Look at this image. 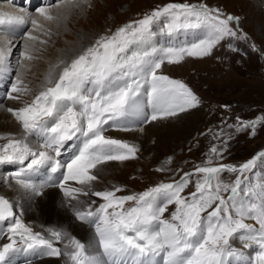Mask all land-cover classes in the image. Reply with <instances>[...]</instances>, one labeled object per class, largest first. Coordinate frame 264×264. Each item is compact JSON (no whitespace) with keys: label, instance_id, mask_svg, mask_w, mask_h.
<instances>
[{"label":"snow or ice","instance_id":"snow-or-ice-1","mask_svg":"<svg viewBox=\"0 0 264 264\" xmlns=\"http://www.w3.org/2000/svg\"><path fill=\"white\" fill-rule=\"evenodd\" d=\"M68 4L81 10L92 6L90 0H58L55 5L39 7L38 18L24 10L0 11V26L30 23L34 30L48 35L50 29L42 21L58 22L62 13L53 14L52 8ZM238 25V17L206 4L169 3L100 37L70 62L60 60L31 102L7 109L23 129L20 138L9 134L7 143L0 145V165L19 166L10 177L16 190L41 197L46 189L58 187L75 219L94 228V240L86 245L68 237L62 250L56 244L68 236L65 231L50 229L49 237L33 232L15 213V204L0 195V222L8 224L9 241L0 246V264H8L16 253L24 254V264H32V258L61 256L70 264H228L233 258L236 264H248L244 252L233 245L236 240L245 249L256 246L254 264H264V186L259 192L245 189L241 178L258 159L264 160V152L238 166H213L210 157L205 166L184 173L178 181L160 183L139 194L118 196L119 187L93 191L98 178L93 170L107 162L135 159L139 151L136 145L106 136L105 126L120 125L130 114L139 115L142 94L152 107L151 121L198 106L199 98L185 83L158 74V70L165 61L171 64L185 56H208L226 39H248ZM157 29L169 36L189 30H203L205 35L190 46L157 48L151 44ZM35 42L47 43L28 32L21 69L29 68L27 62L36 59ZM10 51L11 41H0V68ZM22 77L23 73L16 75L10 99L19 100L21 93L29 91ZM237 120L238 131L251 129L254 135L264 117ZM29 136L39 139L36 147L29 143ZM74 138L80 140L78 154L65 166L57 157L61 147ZM210 153L222 155L215 146ZM44 168L62 178L34 183L31 176ZM226 171L241 175L226 184L219 178ZM193 175L199 177L195 191L186 197L182 193ZM69 181L78 186H69ZM81 196H95L103 202L93 207L92 201L85 207ZM128 202L132 203L126 208ZM171 204L176 210L170 219L165 218ZM246 219L256 224L246 223Z\"/></svg>","mask_w":264,"mask_h":264},{"label":"rangeland","instance_id":"rangeland-1","mask_svg":"<svg viewBox=\"0 0 264 264\" xmlns=\"http://www.w3.org/2000/svg\"><path fill=\"white\" fill-rule=\"evenodd\" d=\"M11 1L26 8L29 12H37V9L34 10L32 5H24L17 0ZM55 1L52 0L49 5H52ZM190 2L197 5L206 4L210 8H215L213 5H216L220 7L217 9L221 10L225 15L238 16V27H241L242 32L247 34L248 39L232 41L226 39L221 41L208 56H185L179 63H164L158 70L159 74L182 81L200 100L199 105L195 107L196 109H188L190 111L189 116H186V114L181 116L185 126L183 133H186V138L175 137L171 143L157 145L153 151L151 149L144 150V145L141 151L138 143L135 142L136 139L127 140L130 144L138 147L139 151L136 154V158L124 162H107L102 165L104 166L103 169L99 170V168V171H94L98 177L94 181L95 186L108 187L107 189L119 187L121 191L116 193L118 196L139 194L134 189L139 190L143 180L150 183L157 181L149 188L160 183L178 181L184 173L193 172L197 166H202V163L206 165L210 157L213 166L221 163L238 166L264 152V121L256 125L254 135L251 129L238 131L235 127L238 124L237 117L242 121H252L257 117H264V0H90L92 5L90 8L84 6L83 10H79V8L73 7L68 11L70 12L68 14L69 17L75 19L73 36H59L60 30L57 31L58 24L56 26L55 22H52V26H56L54 30H52V27L45 26V28L50 29V33L45 35L42 32V36L39 37L41 40H46L47 43H34L33 55L36 59L27 62L30 65L29 68L21 69L20 67L22 62L21 47H24L27 37V35H24L25 33L20 35V37H23H19V44L14 49H11L9 54L13 56L10 59L13 60L11 65H17L14 76L16 78L18 73H23L22 78L29 89L27 93H22L21 97L31 102L34 96L46 86V81L42 79L41 82V78L36 73L43 66L45 59L51 57L52 51L59 52L64 47L68 48V45L75 44L78 47L75 54H72L69 58H61V56L54 58V65L59 63L60 60L69 62L87 47L94 44L100 37L110 36L115 33V28L123 20L133 17H136L134 21L139 20L144 15L150 14L154 8L157 9L169 3ZM64 8L66 6L60 10ZM77 12L80 13V16H78ZM56 14H58V10ZM62 22L69 23L68 20ZM49 24L51 25V22ZM71 25L73 26V22ZM25 28H30L29 24H26ZM86 33L90 35L89 40L87 43H82L81 35ZM157 34H161L158 29ZM176 34H179V32ZM163 35L168 36L167 34ZM8 37L13 39V36L9 35ZM94 38L96 39L93 41ZM154 38L151 44L152 42L157 43ZM229 43L232 44V47H229ZM253 45H255V49ZM157 48L160 47L157 45ZM31 67H33L32 70ZM56 71L58 74L59 69ZM14 76L12 77L13 80ZM8 86H10V81L2 77L0 89L8 94L6 91ZM7 98L9 97L1 95L0 103ZM194 110L196 111V118L188 120V118L191 119L192 113L195 112ZM7 113L11 114L8 111ZM12 117L14 118L13 115ZM150 121L149 119L145 125H141L142 127L139 129H134L133 135L138 134L144 127L150 125ZM189 123L192 124L189 126ZM129 129H132V127ZM117 130L125 131V129ZM22 131L23 129H21ZM106 131H109L110 135L116 129ZM11 137L17 138L15 135H11ZM29 138L30 142L35 143L31 136ZM117 139L121 138L117 137ZM214 146L221 150L222 155L212 156L210 149ZM169 158L171 159L169 160ZM240 175L239 172L226 171L221 173L219 178L226 184H232L237 176ZM261 176H264V160L258 159L256 166L241 177L244 181L242 187L259 192L262 187ZM198 178L196 175L191 177V182L184 189L182 195L188 197L190 193L195 191V182ZM262 181L264 182V180ZM223 195L227 196L228 193H223ZM95 198V201L98 202V198ZM101 202L103 201L99 203ZM99 203L94 207H97ZM131 203H126L125 207L127 208ZM175 210L176 206L174 204L168 205L164 217L170 219L171 214ZM245 222L256 224L252 219H246ZM80 224L83 223L80 222ZM50 228L55 230L53 227ZM41 229L39 228L38 230L40 231ZM49 230L43 233L46 237L50 236ZM92 231L94 232L93 227ZM66 239L65 237L63 241ZM63 241L57 242V244L62 246L66 243ZM238 243L241 244L240 242ZM256 249L257 247L255 246L253 250L255 255H252L254 258H252V262L255 261L256 253L259 251ZM56 258L60 261V257ZM60 263L70 264V261H68L67 257L62 256Z\"/></svg>","mask_w":264,"mask_h":264},{"label":"bare ground","instance_id":"bare-ground-1","mask_svg":"<svg viewBox=\"0 0 264 264\" xmlns=\"http://www.w3.org/2000/svg\"><path fill=\"white\" fill-rule=\"evenodd\" d=\"M17 1L23 4L26 2L27 5H32V7H34V10L42 6H51V5H48L47 3L41 4L39 6V4H37L38 0H23V1L17 0ZM56 3L57 2L53 3L52 5H55ZM73 7L74 6H72L71 4H68L66 8L62 10L56 9V8L52 9L53 14H56L57 10H58V14L62 13L60 15L61 20L59 19L58 22H55L56 26L58 24L57 31L60 30L59 36L61 35L73 36L74 35L73 33L75 31L74 30L75 19H71V17H69L68 15L70 14V12L68 11H70ZM20 10L26 11L33 18H38L37 12L36 13L32 11L29 12L26 10V8H23L17 5L16 2H13L11 0H0V11L19 12ZM79 10L81 9L79 8ZM78 16H80V13H78ZM67 20L69 21L68 24L62 22V21H67ZM42 22L45 24L46 27L47 26L49 28L52 27V30L56 29L55 28L56 26L55 27L52 26L53 25L52 22H51V25L49 24L50 22L48 21H42ZM72 22H73V26L71 25ZM26 24L27 25L29 24L30 28L26 29L25 28ZM26 24L0 26V41H11V49H14L20 42V40L18 39L23 37V36L20 37V35L23 33H25L24 35H27L28 32L31 31L33 35L42 36V32L34 30L30 23H26ZM204 34L205 33L203 32V30L180 31L179 34L172 35V36H176V39H175V38H170L169 35L165 36L163 35V33H161V34H157L154 38L157 43L152 42V44L154 47H157L158 45L159 47H162V48H164L165 45H172V46L175 45L177 47H180L183 45L190 46L192 43L198 42L199 39L203 38ZM7 35L13 36V39H10V37H8ZM89 37H90L89 33L81 35L82 43H87L89 40ZM59 44L61 45V43ZM69 47L71 48L69 49ZM63 50H60L59 52L52 51L51 57L48 59H45L43 66L36 73L37 76L41 78V82H42V79L46 81L48 74L50 70L52 69V66L55 63L54 62L55 57L61 56V58H69L70 56H72V54H75V52L78 50V47L75 46V44H70L68 45V48L64 47ZM11 58H13L12 55H11ZM33 67H31V70ZM158 74H159V71H158ZM1 78L2 77L0 76V81H1ZM15 80L16 78L14 76V80L11 79L10 86H8L6 90L8 93L11 92V85L12 83L15 82ZM1 95H5V97H9L8 94L4 93L2 89H0V96ZM13 95H16V94L13 93ZM22 95L23 94L21 93L19 100H13V99L7 98L4 100V102L0 103V145L7 143L8 139L10 138L9 134H11L12 136L15 135L17 138H20L23 135V131L21 132L22 128H20L19 124H17L16 119H14L11 114L7 113L8 108H14V109L19 108L29 102L27 99L26 100L23 99L21 97ZM189 113L190 111L187 110L185 112L177 113L176 116L161 118L156 121H150L149 122L150 125H147L146 127L143 126L144 128L138 134L133 135V130L134 129L136 130L137 128L139 129L140 127H142L141 125L143 124L145 125V123L149 121L151 114H152V107L148 103L147 96L142 94L141 95V113L139 115L130 114L123 121V124L125 125L123 129H125V131H118L117 130L118 128H112V129H116V131L112 132L110 136L121 138L120 140H123L126 142H128L127 140L136 139L135 142L138 143L140 150L142 149V147L145 146L144 150L151 149L153 151L157 145H161L162 143L168 144V142L171 143L173 141V138L175 137L186 138V133H183L185 130L184 128L185 126L182 122L181 116L182 115L184 116L185 114L186 116H189ZM195 118H196V111L192 113L191 119L188 118V120H194ZM191 124L189 123V126ZM130 127H132V129H129ZM105 129L110 130L111 126L106 125ZM31 138L37 144L32 143L30 141L29 143L33 147H36L39 143V139L36 137H32V136ZM29 139L30 138L28 137V140ZM69 143H72L77 148L80 146V140L78 138H74L73 140L66 142L61 147L60 149L61 153H64ZM103 167L104 166H99L98 169L100 168L99 170H101L103 169ZM18 168L19 166L16 164L0 165V195H4L6 198H9L15 204L14 209L16 212H17V209H20L21 213L24 214V217H23L24 223L30 226L31 228H35L36 231L33 230V232H41L43 230V227L44 228L53 227L55 228V230H59L62 228L68 234V236L76 235L80 238V241L82 243H85L86 245H88L90 242H93L94 232L92 231V227L80 224V222L75 219L73 212L67 205V198L63 196V192L59 188H55V187L48 188L45 191V195L41 197H37L30 193H26L23 191L18 192L16 190L15 180L10 179L12 174L16 172ZM43 174L51 175L52 173L50 169L44 168V169H41L39 173L32 175L31 179H36L37 177ZM55 177L62 178V176H60V173H57ZM68 184L69 186H73V187L78 186L76 182L74 181H69ZM261 185L264 186L263 181ZM95 187H97V185L95 186L93 182V191L105 190L108 188V187H102V186L100 187L98 186L97 188ZM80 200L84 202V206L86 207L89 203H91L92 201H95L96 198L95 196H87V197L81 196ZM100 201H102V199L98 198V202L95 201V204H93V207ZM254 221L255 220H253V222ZM7 226H8L7 223L0 222V246H2L3 243L9 242L6 239ZM37 228L38 229L42 228V229L39 231ZM238 242L240 241L238 240L233 241V245L236 248L244 252L245 257L247 258L248 264H251L249 255L253 254V250H252L253 247L245 249L243 247V244L241 242H240L241 244H239ZM56 246L58 247V244H56ZM254 255L255 254H253V256ZM24 261H25L24 254L16 253L12 255V259L8 260V264H24ZM58 262L60 264L59 259H57L56 257L32 258V264H58ZM252 263L254 264V262ZM228 264H236L235 259L233 258L232 260H230Z\"/></svg>","mask_w":264,"mask_h":264},{"label":"trees","instance_id":"trees-1","mask_svg":"<svg viewBox=\"0 0 264 264\" xmlns=\"http://www.w3.org/2000/svg\"><path fill=\"white\" fill-rule=\"evenodd\" d=\"M141 187L139 190L143 189V188H146L148 185H150V183L148 184V182L146 180H143V182H141Z\"/></svg>","mask_w":264,"mask_h":264}]
</instances>
